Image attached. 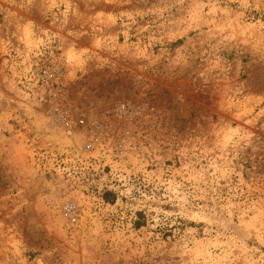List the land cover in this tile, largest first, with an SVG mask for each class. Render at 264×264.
<instances>
[{
  "label": "rangeland",
  "instance_id": "374dc122",
  "mask_svg": "<svg viewBox=\"0 0 264 264\" xmlns=\"http://www.w3.org/2000/svg\"><path fill=\"white\" fill-rule=\"evenodd\" d=\"M0 264H264V0H0Z\"/></svg>",
  "mask_w": 264,
  "mask_h": 264
},
{
  "label": "built area",
  "instance_id": "2783aa9c",
  "mask_svg": "<svg viewBox=\"0 0 264 264\" xmlns=\"http://www.w3.org/2000/svg\"><path fill=\"white\" fill-rule=\"evenodd\" d=\"M81 122H84V120H81ZM76 208H77V205L75 203H73V202L67 204V206H66V210L68 211V214H71V215L73 213H75ZM73 220H76V218L73 217Z\"/></svg>",
  "mask_w": 264,
  "mask_h": 264
},
{
  "label": "trees",
  "instance_id": "16d2710c",
  "mask_svg": "<svg viewBox=\"0 0 264 264\" xmlns=\"http://www.w3.org/2000/svg\"><path fill=\"white\" fill-rule=\"evenodd\" d=\"M136 224L139 226L140 223H136Z\"/></svg>",
  "mask_w": 264,
  "mask_h": 264
}]
</instances>
